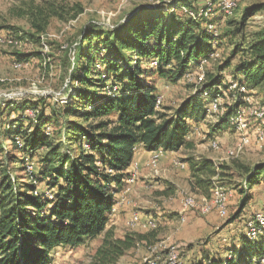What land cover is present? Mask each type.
<instances>
[{"label":"trees","instance_id":"trees-1","mask_svg":"<svg viewBox=\"0 0 264 264\" xmlns=\"http://www.w3.org/2000/svg\"><path fill=\"white\" fill-rule=\"evenodd\" d=\"M205 1L206 6L199 12L201 1L198 6L197 0H169L162 6L170 11L162 6H138L114 26L84 27L75 48L68 50H74L73 61L69 57L64 65L70 102L59 115L52 116L57 121V141L46 131L48 120L36 104H12L11 111L31 110L32 116L6 122L0 130L21 159L9 152L4 157L13 164L20 163L19 170L27 173V182L18 185L8 167L3 168L5 158H0V264H52L51 251L56 247L73 249L85 239L102 234L95 264H114L125 252L148 243V234L133 232L116 238L106 229L115 195L126 184L134 152L139 148L148 152L190 148L187 138L191 126L205 120L208 107L221 99L222 90L229 95L232 92L236 99L212 126L214 133L230 130L229 118L245 109L248 91L259 89L264 95L262 29L248 37L233 68L240 80L234 77L224 84L223 76L208 74L201 88L184 100L173 115L157 107L160 94L154 77L176 83L191 68L200 69V61H210L213 54L219 57L217 48L223 36L209 31V25L215 31L218 25L210 20L212 12L205 15L207 3L221 12L219 0ZM61 5L37 6L29 11L34 33L43 34L52 18L68 21L81 13L76 4ZM176 7L181 15L175 14ZM263 10L262 3L243 8L237 34L250 17ZM225 36L232 38L233 33ZM9 37L21 40L16 34ZM234 53L237 54L233 49L232 57ZM16 56L17 63L28 64L43 55L37 52ZM229 67L227 60L221 69ZM233 84L244 88V92L231 90ZM23 119L30 126L24 127ZM223 169V164L216 166L206 158L188 161L190 190L209 198L215 187L213 180L218 181ZM243 174L247 188L259 185L264 181V162L246 168ZM42 184L43 188H38ZM239 193L243 199L232 219L253 198L247 190ZM257 227L260 228L258 224ZM229 253L223 258L207 257L188 264H257L264 258V237L242 238L241 249L234 248Z\"/></svg>","mask_w":264,"mask_h":264},{"label":"rangeland","instance_id":"rangeland-1","mask_svg":"<svg viewBox=\"0 0 264 264\" xmlns=\"http://www.w3.org/2000/svg\"><path fill=\"white\" fill-rule=\"evenodd\" d=\"M168 1L0 0V37L6 38L14 34L21 37L16 45L0 44V130L7 124L6 122H11L21 116H32L31 110L11 111L12 104H36L43 117L48 120L45 126L46 131L51 132L52 137L55 136L57 141L58 138L55 135L57 121H54L52 116L59 115L70 102L68 91H66L69 78L64 74V65L69 57L71 62L73 61L74 50L72 49L71 52L68 50L75 48V43L81 38V30L90 25L111 27L124 21L126 15L138 6L158 7ZM235 1L237 7L230 16H224L216 8L212 10L210 16L212 23L215 22L218 25L217 35L220 33L223 36L217 48L219 57L211 59L201 69L191 68L189 73L176 83L168 79L159 81L161 94L156 105L159 104L157 107L164 114L173 115L174 110L184 100L194 95L197 88H201L208 74L210 77L223 76L226 80L224 84L234 77L237 80L241 79L233 74V68L241 57L243 45L248 42V37L264 29V10L250 17L242 32L237 34L236 31L240 28V17L243 8L247 5L264 4V0ZM62 3L68 6L78 5L81 13L68 21L52 18L43 34L34 33L35 31L30 27L29 16H27L29 11L37 6L48 7V4L62 6ZM201 3L200 6V1L196 2L200 6L198 12L206 6V1H201ZM162 8L170 11L166 6ZM175 14L181 15L177 7ZM186 14L190 16L189 13ZM227 32L233 33V37H226ZM233 49L237 54L234 53L232 57ZM37 52L42 53L41 59H33L28 64L16 62L17 53L34 54ZM227 60H229L230 67L222 70L221 67ZM157 79L159 78L154 77L156 82ZM73 84L76 85V82ZM222 91L221 99L216 100L218 103L216 111L208 107L205 120L199 124L192 123L190 135L187 138L190 148L185 147L178 150L172 156L173 158H170L169 167L162 168L161 161H159L161 157L154 156L164 155V151H154L147 161V168L153 175L151 180L153 183L150 186L147 183L138 185L136 180L139 165L133 173L130 169L123 190L115 195L114 210L112 209L108 222L110 223L113 217L115 219L118 216L121 221L120 234L133 233L135 230L158 231L155 236L158 234L159 237L125 252L114 264H146L144 261H148L153 255H160L161 251H165L166 248H174L175 252L179 253L181 264L196 262L207 257L223 258L234 248L241 249L242 238L257 240L258 236L264 237L262 231L264 228V181H260L259 185L250 189L246 187L243 174L246 168H252L264 162V119L258 120L252 115H245L244 133L241 130H235L230 123L232 130L230 128V130L214 133L212 126L224 115L228 107L235 104L233 100L236 99V95L232 92L228 91L230 97L225 90ZM246 96H249L247 98L249 103L244 108H264V95L259 89L248 91ZM8 107L10 110L7 109ZM237 112L238 110L233 115ZM22 121H24L22 123L24 127L31 124L28 120L23 119ZM242 134L248 138V145L237 156L229 157L227 152L236 146ZM6 152L16 159H21L0 131V158L4 159ZM208 157L223 164L224 169L218 181L213 180L215 187L209 198H206L190 190L188 161ZM4 160L6 162L4 166H6L3 168L8 167L17 184L26 183L27 173L19 170L20 163L13 164L12 160L9 161L7 158ZM181 164L183 167L180 166ZM130 168H133V161ZM30 169L28 167V170ZM167 170L173 171L170 173L172 179H169ZM43 185L38 188H43ZM169 188L171 194L165 195V191ZM241 189L251 192L253 198L242 209L239 216L232 219L240 210L243 199V195L239 193ZM219 200H223L221 203L224 207L223 212L219 208ZM186 206L188 207L187 212ZM122 208L128 209L122 210ZM163 211H167L163 217L154 215L156 212ZM216 211L221 213L218 215ZM144 215L152 220L145 226H143V221H140V218L143 220ZM160 219H166L168 222L160 225L159 222L162 221ZM103 237L104 234L94 239H85L82 245L73 249L56 247L51 251L52 264H95V254ZM257 264H264V258Z\"/></svg>","mask_w":264,"mask_h":264},{"label":"crops","instance_id":"crops-1","mask_svg":"<svg viewBox=\"0 0 264 264\" xmlns=\"http://www.w3.org/2000/svg\"><path fill=\"white\" fill-rule=\"evenodd\" d=\"M211 4V3H210ZM211 6H212V4H211ZM212 8V10H213V6L211 7ZM228 17V16H227ZM218 53V52H217ZM192 69H194V68H192ZM160 80H162V79H157V82H156V80H154L155 81V87H156V89H157V93H159V94H161L160 93V88H159V81ZM256 91V90H255ZM261 108V107H260ZM263 126H264V123H263ZM251 135V137H252V134H250ZM159 151H161V150H157L156 152H159ZM176 152H164V155H163V157H161L160 158V160L159 161H161L160 162V165H161V167L162 168H164V167H169V164H170V158L172 159L173 157V155L175 154ZM154 154V152H148V151H146L145 149H143V148H139V149H137L135 152H134V160L136 161V162H138V164H139V170H138V173H137V183H138V185L139 184H141V183H143V184H145V183H147L149 186L153 183L151 180L153 179V175H152V173H151V171L147 168V161L149 160V158L152 156ZM200 158H196L195 159V161H198ZM207 159H209V160H211L216 166H220L221 165V163H217V162H215L214 161V158H210V157H208ZM128 173L130 172V167H129V169H128V171H127ZM167 173H168V175H169V179H172V174H170V173H172L173 171H169V170H167L166 171ZM188 175H190L189 174V171H188ZM166 179H168V178H166ZM167 181H170V180H167ZM169 183H172V182H169ZM155 185H156V183H155ZM139 188V187H138ZM256 191V190H255ZM165 195H169V194H171V189L169 188V189H167L166 191H165V193H164ZM122 197V196H121ZM143 199V198H142ZM117 209H118V206H117ZM128 208H122V210H127ZM114 210V209H113ZM179 213H180V210H179ZM181 213H182V209H181ZM167 214V211H163V212H156V213H154V215H159V217H163V216H165ZM114 215H115V213H114ZM114 215H112V216H114ZM110 217V216H109ZM114 218V217H113ZM111 219V221H110V223L108 224L107 223V225H106V229L108 230V229H110L111 230V232H113V234H114V236L116 237V238H123L126 234L124 233V234H120V230H119V228H120V225H121V221H120V219H119V217L118 216H116L115 217V219ZM141 220V222L143 221V226H145V225H147V224H149V223H151V219H150V217L149 216H143V220H142V218H140ZM109 220V219H108ZM160 220H162V221H160L159 223H160V225H164V223L165 222H168V221H166V219H160ZM153 223V222H152ZM160 227V226H159ZM152 231V230H151ZM135 232L136 233H140V234H148L149 236H150V238H149V242L152 240H154L155 238H157V237H159V235L157 234L156 236H155V233H157L158 231H154V232H143V231H141V230H135ZM120 235V236H119ZM151 241V242H152ZM143 245H144V243H142ZM187 263V262H186ZM188 264V263H187Z\"/></svg>","mask_w":264,"mask_h":264},{"label":"bare ground","instance_id":"bare-ground-1","mask_svg":"<svg viewBox=\"0 0 264 264\" xmlns=\"http://www.w3.org/2000/svg\"><path fill=\"white\" fill-rule=\"evenodd\" d=\"M211 4L210 3H207V11L205 13V15H208L212 12V8H211ZM218 7L220 9V11L222 13H224L225 15H230L232 13V11L235 9L236 7V3H229V2H222V0H219V3H218ZM191 17L195 18L194 15L190 14ZM208 29L209 31L213 32L214 34H216V31L213 30V27L211 25L208 26ZM0 44H6V45H16L18 44L17 41L13 40L11 37H6V38H1L0 37ZM218 57L217 54H213L211 56V59H216ZM208 61L207 60H202L200 61L197 65L198 67L201 69V67L206 64ZM230 89L231 90H239V92H244V88H238L235 84L231 85L230 86ZM208 96V94H204V97L206 98ZM217 106H218V103L216 100H214V102L212 103L210 109L212 111H216L217 109ZM214 107V109H213ZM245 115H252L254 116L256 119L258 120H261V119H264V108H258V109H254V108H245V109H241L239 110L235 115H232L230 118H229V123L230 125L237 131H242L243 133L245 132V128H246V124H245ZM244 117V118H243ZM245 119V120H244ZM243 136L241 137V139L238 141V143L236 144V146L232 149H230L228 152H227V155L231 158L237 156L242 150L244 147H246L248 145V138L245 136V134H242ZM260 135V134H259ZM181 167H183V165L181 164L180 165ZM223 200H219V208L220 210L223 212L224 211V207L223 205L221 204ZM167 249V248H166ZM165 249V250H166ZM174 253L175 252V249H174ZM148 261H152V258L149 259ZM146 264H152V262H146ZM155 264H162V259H155Z\"/></svg>","mask_w":264,"mask_h":264},{"label":"built area","instance_id":"built-area-1","mask_svg":"<svg viewBox=\"0 0 264 264\" xmlns=\"http://www.w3.org/2000/svg\"><path fill=\"white\" fill-rule=\"evenodd\" d=\"M200 1H205V0H200ZM222 2L235 3V0H222ZM216 32H218V29H216ZM240 97H242V96H240ZM213 109H214V107H213ZM154 156L155 157H163V155H154ZM138 165H139L138 162H136L133 159V168H130V169H132V173L135 171V169ZM187 209H188V207L186 206V212H187ZM216 212L218 215L221 213L220 211H216ZM202 214H208V213H202ZM155 259H162V264H181L180 255H179V253H174V248H167L165 251H161L160 255H153L152 261H144V262H152V264H155Z\"/></svg>","mask_w":264,"mask_h":264}]
</instances>
